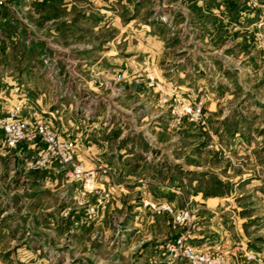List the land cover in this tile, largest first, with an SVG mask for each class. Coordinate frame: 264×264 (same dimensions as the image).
<instances>
[{
  "label": "rangeland",
  "instance_id": "rangeland-1",
  "mask_svg": "<svg viewBox=\"0 0 264 264\" xmlns=\"http://www.w3.org/2000/svg\"><path fill=\"white\" fill-rule=\"evenodd\" d=\"M21 2L0 7L1 24L37 18L32 34L52 40L0 60L9 63L0 80L14 81L0 85V115L26 119L27 96L35 105L46 98L49 117L30 120L64 136L54 116L71 83L73 99L63 101L80 134L70 136L74 164L92 180L85 187L56 161L59 171L35 165L31 143L8 151L0 132V264L44 255L59 257L42 264H62L63 248H42L43 231L87 232L98 220L109 239L138 223L140 248L129 239L115 264H182L167 249L180 237L232 264H264V0ZM44 55L59 69L53 78Z\"/></svg>",
  "mask_w": 264,
  "mask_h": 264
},
{
  "label": "crops",
  "instance_id": "crops-1",
  "mask_svg": "<svg viewBox=\"0 0 264 264\" xmlns=\"http://www.w3.org/2000/svg\"><path fill=\"white\" fill-rule=\"evenodd\" d=\"M46 0H24L23 4L21 2V7L27 8V9H33L34 6H38L40 4L45 3ZM2 19H0L1 21ZM39 20V19H38ZM37 18H26L23 19L19 25H21L20 28H15L12 30L9 26L12 25V22H3L4 24H1L0 22V60L3 58H9L11 56H29V50H32L34 46L37 49V52H40L39 50H42V45H46L47 42L52 40L51 38H46V37H37L32 32L34 31L31 27L30 24L37 23ZM2 21H7V20H2ZM29 21V22H28ZM9 28L11 30H9ZM18 31L20 33H18ZM19 42L20 44V53L14 52V50H18V47L15 48L17 43ZM38 47V48H37ZM7 62L6 60H2L0 63V74L1 72H5L7 74V66L9 63H4ZM9 61V60H8ZM3 63L5 65H3ZM3 67V68H2ZM22 73L28 72L29 67H26L25 69L21 68ZM1 84L2 83H7V84H12L14 81L11 80V77H5L0 80ZM26 82V83H25ZM21 80L20 86L21 88H24L26 85V89H29V85L31 84L29 81ZM16 83V82H15ZM85 86L83 87H88L90 89L88 84H84ZM11 87V85H9ZM8 88L7 86H4ZM68 91L64 98H62V104L60 110H57L56 113L57 116H54L55 123L57 124V128L60 130L61 133L64 134L66 138H71L73 134L75 135H80L76 132V123H75V118L74 115H72L71 107L72 104L68 103V105L64 104V101L66 98L67 99H73L74 96V91H72L73 86L71 83H67ZM28 93V91H27ZM30 95V94H29ZM29 95L27 96V100L23 102V116L26 119H30L32 117H37L41 116L43 113L46 114L48 113L49 110H46L45 107H48L47 103H45L46 98H41L36 100L37 104L35 105L34 102L32 103L31 100L29 99ZM66 97V98H65ZM30 101V102H29ZM73 103H75L74 100H72ZM48 109V108H47ZM0 108V112H1ZM44 117H49L48 115H42ZM78 152V149H77ZM60 165L57 164L56 162L52 163L50 165V170L53 171H59ZM50 170L48 173H50ZM7 178H11V174L8 175ZM23 180V179H21ZM7 213V211H5ZM100 220L96 222L95 225L90 227V229L85 232L87 228L85 227H80L76 228V230L70 229L69 232H64L63 235L60 234V227L58 225H49L50 227L48 229H45L42 233L45 234V236L41 237L40 239H43V246L42 248L45 249L46 247H51V248H63L64 251L61 253V261L62 264H115L121 262L119 259V256L117 255L116 257V251L118 253H121L122 255L124 254V251L122 250V247L125 246V244L129 241V239H132V244L131 247L135 248L138 247L140 248L141 246V241L140 240H135V234L139 232V228L136 226L138 223H134L132 227H127L123 228L120 231H116L118 234L115 235V237L110 238L108 237L109 229L105 228L103 225H99ZM99 225V226H98ZM41 231V227H37ZM100 229V230H99ZM128 231H132L133 235L129 236ZM99 232L98 235H96ZM121 232V233H120ZM126 232V233H125ZM68 234V235H67ZM82 234V235H80ZM120 234V235H119ZM65 236H68V240L64 241L62 238ZM63 236V237H62ZM127 241V242H126ZM85 242V249L81 250L79 243ZM115 245V251H110L111 245ZM152 244L150 243L148 245V248H151ZM106 254H99L98 251L100 249H104ZM59 256L57 255L55 258H51L48 255H44L41 260L43 262H40L39 264L46 263V261H51V263L56 260ZM116 257V259L114 258ZM143 257H147L148 260H151V255H144ZM138 264H140V258L137 261ZM172 264V263H171ZM176 264V263H174ZM181 264V263H177ZM185 264V263H182Z\"/></svg>",
  "mask_w": 264,
  "mask_h": 264
},
{
  "label": "built area",
  "instance_id": "built-area-1",
  "mask_svg": "<svg viewBox=\"0 0 264 264\" xmlns=\"http://www.w3.org/2000/svg\"><path fill=\"white\" fill-rule=\"evenodd\" d=\"M10 2L11 0H0V7L8 5ZM43 58L44 67L48 75L53 78L59 69L50 57L44 55ZM115 78L120 80L122 75L117 73ZM67 89L65 88L66 91ZM199 111L200 106L191 110L196 114ZM0 132L3 134V142L8 151L21 143H31L37 148L35 165L49 164L53 161L63 167L71 165L72 167L68 169L69 174L76 178L83 177L85 187H91V171L84 169L81 163L74 164L77 152L75 140L60 135L45 120L23 119L15 111L8 110L5 115H0ZM167 249L172 254V260H183L185 264H232L219 256L197 252L195 248L184 241L183 237L176 239ZM245 256L248 259H253L251 254L246 253Z\"/></svg>",
  "mask_w": 264,
  "mask_h": 264
}]
</instances>
